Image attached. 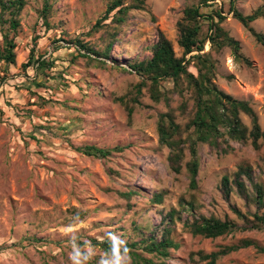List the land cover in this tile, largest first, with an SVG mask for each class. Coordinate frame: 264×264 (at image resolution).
Instances as JSON below:
<instances>
[{"label": "rangeland", "instance_id": "1", "mask_svg": "<svg viewBox=\"0 0 264 264\" xmlns=\"http://www.w3.org/2000/svg\"><path fill=\"white\" fill-rule=\"evenodd\" d=\"M200 1L147 0L144 8L132 9L110 56L102 58L106 64L101 65L78 55L77 45L65 40L80 38L105 50L110 35L105 28L98 32L91 29L110 0H49L46 23L42 17L45 0H26L16 16L20 21L16 63L0 61V76H4L0 78V264H92L85 255L88 253L106 264H128L126 253L107 255L78 241L109 238L121 246L136 239L135 225H161V211L179 209L182 198L194 200L198 214L242 223L222 197L221 179L248 163L264 184V143L255 149L251 143L230 139L228 153L201 144L198 188L190 189L188 171H172L169 149L159 144L157 119L167 110L165 103L154 102L143 88L129 122L126 108L115 100L142 79L128 64L152 54L159 32L173 41L178 55L182 54L177 21L185 6ZM225 1L228 4L229 0ZM263 4L264 0H234L235 7L245 14ZM226 14L223 25L240 41L252 66L238 63L229 48L213 52L218 61L216 83L233 96L250 100L264 127V47L233 12ZM108 22L110 19L104 23ZM253 25L264 32V18ZM35 36H39L37 41ZM32 48L36 56L43 54L54 60L55 77L43 86L38 84L34 67L23 66ZM205 48L208 50L210 44ZM229 75L233 77L229 79ZM163 86L170 88L173 83L164 81ZM175 97L174 107L179 104V96ZM243 117L250 124L249 118ZM84 144L121 145L125 149L108 158H95L76 150ZM128 190L136 191L130 200L119 193ZM158 192L164 193L161 204L151 201ZM232 202L243 211L247 209L246 201L236 193ZM249 208L255 211L256 205L251 203ZM75 211L84 212L85 217L78 219ZM32 236L48 243L28 241ZM173 236L180 247L171 249L168 264H207L194 262L191 252H210L241 238L264 245L262 230L207 239L193 236L180 221ZM218 264H264V252L250 246L220 258Z\"/></svg>", "mask_w": 264, "mask_h": 264}, {"label": "trees", "instance_id": "2", "mask_svg": "<svg viewBox=\"0 0 264 264\" xmlns=\"http://www.w3.org/2000/svg\"><path fill=\"white\" fill-rule=\"evenodd\" d=\"M146 2L147 0H110L103 16L91 29L98 32L105 28V33L110 35L105 50L96 49L80 38L61 39L75 43L78 55L104 65L106 61L102 58L110 56L114 41L121 26L128 20L130 11L144 8ZM26 3V0H0V61L6 65L16 63V34L20 25L16 16ZM50 7L49 0H45L42 10L45 23ZM6 12H9V17H6ZM230 12H233V16L264 47V32L258 31L253 25L256 20L264 18V4L245 14L235 7L234 0H229L228 4L225 0H222L221 4L214 0H201L200 3L185 6L182 17L177 21V43L182 54L178 55L173 41L163 32H159L158 40L152 45V54L128 64L142 79L134 84L127 94L115 98L126 108L129 122H132L136 105L140 103L143 88H147L154 102L165 103L167 110L160 112L157 119L159 144L169 149L168 162L172 171L181 173L184 168L188 171L190 189L198 188L201 144H208L210 150L228 153L232 148L230 139L242 144L251 143L255 149H260L264 143V127L251 101L233 96L216 83L218 61L213 52L219 53L229 48L238 63L252 66L251 59L243 51L240 41L223 25L227 19L226 13ZM108 19L110 22L104 23ZM12 32L14 35H11ZM38 37L35 36L34 40L37 41ZM207 43L210 44L208 50L205 48ZM83 49L89 53H82ZM35 54V49L32 48L29 61L23 66L32 65L37 71L38 84L43 86L50 77H55L54 60L51 56L44 58L43 54ZM117 65L121 66L118 62ZM120 68L129 71L126 67ZM232 77L228 76L229 79ZM164 81H171L173 86L164 88ZM175 95L179 96V104L176 107L172 105L176 100ZM243 116L249 118L250 124L244 121ZM124 149L125 146L121 145L102 147L84 144L76 147L79 152L95 158H108ZM220 190L222 197L242 223L229 217L198 214L195 212L194 200L187 201L182 198L179 209L174 207L167 212L161 211V225L154 228L150 224L135 225L136 239H131L121 246L109 238L97 237H88L89 242L79 240L78 244H88L107 255L118 256L126 253L130 257L128 264H168L171 249L180 247V243L173 236L177 221L182 222V226L193 236L207 239L225 237L236 231H264V210L261 212L264 209V184L257 179L252 165L242 163L232 174H225L221 179ZM119 193L130 200L136 191ZM233 193L246 201L245 211L232 202ZM151 201L161 204L164 201V193H155ZM251 203L256 205L255 211L249 208ZM74 213L78 219L85 217L84 212ZM27 239L35 243H48V240L38 236ZM250 246L264 252V245L241 238L238 242L221 245L210 252L203 249L191 252V257L197 263L205 261L207 264H218L220 258ZM82 252L85 253L84 250ZM85 255H88L92 264H106L99 261L98 257L90 258L89 253ZM195 255H198L197 259L194 258Z\"/></svg>", "mask_w": 264, "mask_h": 264}]
</instances>
